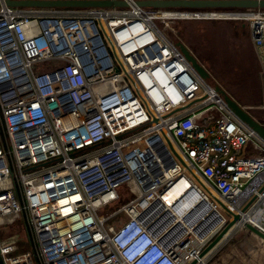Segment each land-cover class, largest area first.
I'll return each instance as SVG.
<instances>
[{
	"label": "built area",
	"instance_id": "obj_1",
	"mask_svg": "<svg viewBox=\"0 0 264 264\" xmlns=\"http://www.w3.org/2000/svg\"><path fill=\"white\" fill-rule=\"evenodd\" d=\"M2 1L0 221H21L29 248L0 240L1 264L196 261L188 232L184 240L173 233L164 241L173 225L149 230L162 215L161 195L178 178L213 214L220 208L207 192L240 217L261 207L264 142L231 116L157 29L155 21L169 32L162 22L168 12L137 7L135 0L71 12L23 11ZM248 15L251 42L262 47L264 11ZM210 111L216 117L196 120ZM163 136L187 169L175 160L168 177L141 190L137 182L149 169L143 162L157 163L147 143ZM248 142L258 155L240 154ZM129 191L135 193L126 204L100 212ZM155 203L160 211L144 220Z\"/></svg>",
	"mask_w": 264,
	"mask_h": 264
},
{
	"label": "water",
	"instance_id": "obj_2",
	"mask_svg": "<svg viewBox=\"0 0 264 264\" xmlns=\"http://www.w3.org/2000/svg\"><path fill=\"white\" fill-rule=\"evenodd\" d=\"M3 5L13 9H110V8H124L126 5L122 0H3ZM135 5L140 8H152V9H189V10H264V0H135ZM175 47L179 53L183 56L193 72L204 82L209 79L210 76L190 53V51L181 42H176ZM213 83V82H212ZM212 90L218 99L223 103L226 110L240 122L245 128L250 130L255 137L264 142V127L258 123L253 117H251L248 110L240 107L227 91L213 83ZM205 97H199L194 102L189 103L182 108L184 110L194 103L201 102ZM159 150H162V156L165 157L164 166L165 171L173 168L175 160L184 168L187 169L181 158L177 155L170 141L163 136V142L159 137H155ZM151 141V140H150ZM146 154L149 156V152ZM161 156V155H160ZM159 156V157H160ZM153 166H157V163H153ZM152 166V168H153ZM150 172L153 178L162 177V173L158 167L151 169ZM197 181V180H196ZM197 184L205 190L201 182L197 181ZM206 191V190H205ZM208 195L214 200L219 208L231 217V220L218 232V234L204 247V249L198 254L199 260H204L211 255L224 240L236 229V223L239 222L240 216L238 214L230 213L225 206L209 192ZM246 207L240 211L242 214L245 212ZM219 217V215H217ZM244 228L260 241L264 242V234L261 233L256 227L250 224H243L239 226ZM196 261H191L188 264H196Z\"/></svg>",
	"mask_w": 264,
	"mask_h": 264
},
{
	"label": "rangeland",
	"instance_id": "obj_3",
	"mask_svg": "<svg viewBox=\"0 0 264 264\" xmlns=\"http://www.w3.org/2000/svg\"><path fill=\"white\" fill-rule=\"evenodd\" d=\"M147 9V8H145ZM21 10H29V9H21ZM36 10H46V9H36ZM83 9H54L49 11L43 12H71V11H80ZM149 10H160V9H152ZM161 13H169L175 12L176 14H192L196 16H202L205 14H250L252 10H189V9H161ZM205 13V14H204ZM173 16V15H172ZM166 23L167 29H179L180 30V41L187 44V47L190 48L191 43L193 45H197V47L205 48L204 46L208 45V42L213 39H225L228 31V24H232L233 22L236 23H244L241 20H234V19H189V20H181V19H173V20H164L162 21ZM157 29L161 31L164 37L172 43H176L173 35L167 32L164 29L163 23H159L157 21L154 22ZM227 24V25H226ZM230 24V25H231ZM184 29H180L179 26ZM186 46V45H185ZM193 47V46H191ZM200 50V48H198ZM197 50V51H199ZM190 51V50H189ZM199 57V56H198ZM207 57V55H205ZM44 70H48L46 67ZM213 76V75H212ZM213 78V77H212ZM216 82H220V85H225V89L227 90L228 95L231 97L236 96V94L241 93V89L236 84L240 83L239 80H235L233 78L230 79H223V81H218L216 78H213ZM204 82L212 87V83L209 79L204 80ZM245 82V81H244ZM222 83V84H221ZM238 86V88H237ZM226 90H223L226 92ZM200 90L198 91V93ZM252 99V98H251ZM198 123V122H197ZM159 152V151H158ZM250 152H254V144L253 143H246L245 146L240 151L242 156H247ZM149 170V169H148ZM187 176V174H186ZM135 191L127 192L122 199L117 203L109 204L106 208L102 209L100 212L103 213L104 211L112 210L118 206L126 204L133 196ZM264 203H262L263 205ZM246 211V210H245ZM215 215H219L222 224L217 227L214 231L213 235L207 237L205 242H198L195 240L194 236L188 232L187 236L191 239L195 240L197 244L199 253L204 249V247L220 232V230L227 224L228 216L220 209H217ZM252 223H258L260 226L264 228V208L258 212L252 218ZM23 224L21 221H17L13 224H10L6 221H0V240H10L11 237H14V234H18L20 237L22 244L19 245V250H27L29 247L28 245H23ZM186 234H182L180 240H184ZM203 264H264V243L261 242L257 237H255L252 233L247 231L244 228H236L220 246L207 258L202 260Z\"/></svg>",
	"mask_w": 264,
	"mask_h": 264
},
{
	"label": "crops",
	"instance_id": "obj_4",
	"mask_svg": "<svg viewBox=\"0 0 264 264\" xmlns=\"http://www.w3.org/2000/svg\"><path fill=\"white\" fill-rule=\"evenodd\" d=\"M230 24L227 26L229 27V33L227 34L226 38L223 40H210L208 45L204 46L206 49H201V47H197V45H193V43H191V46L193 47H187V44L180 41V30L178 28H169V33L173 35L175 42H181L182 44L186 45L185 47L190 50V53L202 66L204 71H206L210 76L211 83L213 82L219 85L223 90H226L225 87H223L225 85L222 83V85H220V82H216L213 78H216L218 81H223V79L227 80L230 78L235 80L240 79V83L236 85H238L239 89H241V93L238 95L236 94V96L232 97V99L240 107L248 110L251 117L257 120L258 123L264 127V46L259 48L253 46L248 33L249 18H247L244 23L238 24L233 22L231 25ZM179 28L184 30L181 25ZM198 48H200V50ZM205 55H207V57H205ZM210 113L213 112H203L196 118V120L200 118V120L203 121L207 118V114ZM158 148L159 147L151 148L150 150L160 160L162 165H166L164 162L165 158L160 156L161 152H158ZM258 154L259 153L254 150V152H250L247 156H255ZM177 197L178 196H175L174 199ZM263 205H261V207ZM261 207H259V209ZM245 215L247 214H243V216ZM253 217L254 214L251 216V218H249V220H246L247 222L245 224H251ZM23 236V245L27 246V235L25 229L23 230ZM19 237L20 236L18 234H14V237L10 238V240H18L16 245L18 250L19 245L22 244ZM24 250L20 249L19 251Z\"/></svg>",
	"mask_w": 264,
	"mask_h": 264
},
{
	"label": "bare ground",
	"instance_id": "obj_5",
	"mask_svg": "<svg viewBox=\"0 0 264 264\" xmlns=\"http://www.w3.org/2000/svg\"><path fill=\"white\" fill-rule=\"evenodd\" d=\"M205 14V13H204ZM164 17L168 20L175 19L171 14H164ZM234 19L246 21L249 18L248 14H205L202 16H195L194 19ZM193 19V18H192ZM181 20H189V17L184 18L181 17ZM148 151L151 152V148H157L158 146L154 145V143H147ZM159 151V148H158ZM161 152V151H159ZM154 159L157 161V166H153L152 161L147 157V161L143 162L144 166H149V170L146 169L147 178H142L138 180L137 186L141 190H147L148 184L153 180V177L150 172L151 169L158 167L160 172L165 176L167 173L164 169L165 165L160 163V160L152 153ZM162 156V154H161ZM164 157V156H162ZM165 158V157H164ZM165 161V159H164ZM153 166V168H152ZM168 172V171H167ZM140 177V173H138ZM163 178V177H162ZM188 182L184 179H175L166 189V191L161 195V212L162 215L159 217L153 224L150 226L149 230H153L157 225L161 224V232L164 231L168 226H172V229L165 233L163 239L164 241L174 233L176 234L175 241L184 234V232H190L196 241L205 242L207 237L214 234V231L217 227L222 224L220 217L215 215V213H211L209 211V207L206 203L200 201V197L197 193L192 192L189 189ZM175 196H178L174 199ZM264 203V202H263ZM264 208V205L261 207ZM257 210L254 213L247 214L245 216H241L239 222L236 223V226L239 227L245 224L251 218L258 214L261 210ZM160 211V205L155 203L148 211L143 213L144 220H152L158 212ZM252 223V222H251ZM250 224V223H249ZM180 225V226H179ZM252 226L256 227L261 233L264 234V228L260 226L258 223H252ZM181 228H184L182 230ZM263 242V241H261ZM264 243V242H263ZM196 262L198 264H203L202 259L196 258Z\"/></svg>",
	"mask_w": 264,
	"mask_h": 264
},
{
	"label": "trees",
	"instance_id": "obj_6",
	"mask_svg": "<svg viewBox=\"0 0 264 264\" xmlns=\"http://www.w3.org/2000/svg\"><path fill=\"white\" fill-rule=\"evenodd\" d=\"M46 10H54V9H46ZM264 11V10H263ZM212 115L214 116V117H216V114L214 113H212Z\"/></svg>",
	"mask_w": 264,
	"mask_h": 264
}]
</instances>
